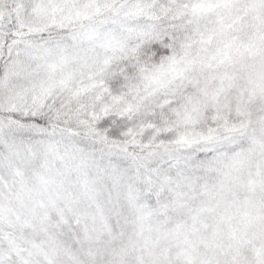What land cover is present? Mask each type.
Instances as JSON below:
<instances>
[{
  "label": "snow or ice",
  "instance_id": "1",
  "mask_svg": "<svg viewBox=\"0 0 264 264\" xmlns=\"http://www.w3.org/2000/svg\"><path fill=\"white\" fill-rule=\"evenodd\" d=\"M0 264H264V0H0Z\"/></svg>",
  "mask_w": 264,
  "mask_h": 264
}]
</instances>
